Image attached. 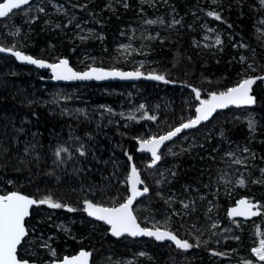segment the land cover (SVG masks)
Returning a JSON list of instances; mask_svg holds the SVG:
<instances>
[{
    "label": "trees",
    "instance_id": "1",
    "mask_svg": "<svg viewBox=\"0 0 264 264\" xmlns=\"http://www.w3.org/2000/svg\"><path fill=\"white\" fill-rule=\"evenodd\" d=\"M52 1L69 13L53 12L48 5L51 21L47 24L42 15L29 19L33 12L27 17L21 9L16 10L12 18L22 25V33L8 34L1 28L7 19H0V45L45 60L66 58L77 70L90 66L133 69L115 46L121 27L137 17L140 9L139 14L144 12L155 24L163 25L165 36L150 42V62L139 70L164 75L168 83L54 84L46 81L47 70L20 65L0 54V193L20 191L36 200L50 195L54 201L75 209L36 205L26 227L33 228L34 236L39 232L45 238L50 235L48 245L56 255L50 254L49 247H39L30 233L19 246L18 257L43 262L85 249L91 253L93 264H123L113 258L117 254L126 259L136 256L138 261L130 264H220L227 259L263 264L249 253V247L264 237V210L259 221L249 224L237 223L225 213L240 196L264 206V80L257 79L252 86L256 96L252 108L221 111L211 121L178 136L165 146L154 167H148V156L136 153L137 140L161 135L194 114L198 101L193 87L204 99L211 92L235 86L244 74L248 78L264 77V35L255 30L262 8L255 0H220L216 5L208 0H162L155 8L139 0H113L112 7L107 6L108 0ZM209 12L221 18L217 20ZM200 23L217 32L211 48L198 49L191 43V28ZM77 25L90 31L75 34ZM217 38L220 44H216ZM241 53L251 67L239 61ZM58 86L75 91L73 97L59 100ZM141 104L145 105L143 109ZM247 110L256 115L253 134L234 116ZM146 115L157 119H147ZM186 134H196L202 141L188 145L181 139ZM236 145H243L245 153L261 155L250 166L256 183L250 190L237 187L229 195L216 189L212 196L214 179L223 168L220 166L229 160L221 156L222 151ZM81 146L83 156L78 151ZM59 147L68 149L61 153L63 162L55 156ZM129 156L149 189L133 207L139 212V223L147 225L140 212L164 220L160 227L194 247L181 250L148 238L114 239L105 225L86 217L81 210L85 199L106 206L124 201ZM195 190L211 197L209 212L219 217L217 227L195 232L192 223L197 215V222L202 221V205L194 213L190 208L186 213H171L172 198L177 207L183 200L189 207L197 203Z\"/></svg>",
    "mask_w": 264,
    "mask_h": 264
},
{
    "label": "snow or ice",
    "instance_id": "2",
    "mask_svg": "<svg viewBox=\"0 0 264 264\" xmlns=\"http://www.w3.org/2000/svg\"><path fill=\"white\" fill-rule=\"evenodd\" d=\"M264 4V0H261ZM30 0H3L0 2V18L9 17L13 14L14 10L20 9L24 5H29ZM127 6V5H125ZM43 12L44 9H39ZM209 16H215L217 20L221 17L213 12L208 13ZM156 21H147V23H155ZM179 21H173V24H178ZM59 27V25H57ZM79 27V25H77ZM83 39V37H82ZM219 38L216 39V44H220ZM9 53L14 56L18 61L26 62L31 65H35L38 68L51 69L52 78L57 81H71V80H104L108 78H120V79H136L144 76L145 74L139 70L132 72H124L118 70L105 71L103 68L90 67L87 71L78 72L74 71L70 66L67 59H60L56 63H46L41 59L33 58L31 55H26L14 48H5L0 46V53ZM143 65H141L142 67ZM251 67V65L249 66ZM145 78L163 81L168 83L164 75L149 73ZM264 80V77L256 78H244L241 79L235 86L227 88L225 91L211 92L207 99H201L200 91L193 87L192 91L195 93L196 100L199 101L198 106L195 108L194 118L188 119L186 122H182L178 127L173 128L166 134L159 136H151L146 139H139V150L151 154V162L148 167H154L161 159L159 150L166 141L172 140L184 129H191L199 125L202 121H207L213 113L218 109H225L229 106H248L255 103V98L251 95L252 86L256 83V80ZM145 105L141 104L140 109H143ZM134 119V117H129ZM147 119L155 121L156 116H145ZM250 128L254 127V122H249ZM27 151V150H26ZM81 156L85 155V152L78 149ZM68 152L67 148L59 147L55 152L57 160H61V153ZM231 155V154H229ZM128 159L131 161L132 157ZM235 163H241L240 160H236ZM264 172V169L261 170ZM159 183V181H158ZM127 184L129 186V195L124 199L122 203L113 204L112 206H104L102 202H92L85 199L83 201V211L87 213L89 217H93L98 221H103L110 226L111 235L115 237H121L128 235L131 237L148 236L154 237L157 241L169 240L172 241L178 249L188 250L194 247L193 244L187 240L179 239L172 231L153 225L152 229L147 227H141L137 222V217L133 214L132 206L133 202L140 196L148 193V187H144L140 190L137 186L143 184L140 173L132 164L130 172L127 175ZM239 184L243 185L244 180H239ZM33 205H47L52 209H59L67 207V205L54 201L52 197L45 196L42 199L36 200L29 196L20 194L13 191L4 195H0V264H28L27 261L18 259V246L21 245L22 240L28 235L25 221L30 215V208ZM187 208L188 205L184 204ZM257 208V205L248 200H240L237 202V206L231 208L228 212L229 217H252L258 215V211L253 209ZM68 211H74L75 209L67 207ZM213 227L218 225L213 224ZM198 246V245H197ZM44 247H49L50 254L56 255L55 250H52L49 245L45 244ZM253 255L260 261L264 262V239H260L259 246L252 248ZM214 255H223L222 253H213ZM90 253L88 251L81 250L77 255L71 257L65 256L58 264H89ZM52 264H57L53 261ZM244 264H252L251 261H245Z\"/></svg>",
    "mask_w": 264,
    "mask_h": 264
},
{
    "label": "rangeland",
    "instance_id": "3",
    "mask_svg": "<svg viewBox=\"0 0 264 264\" xmlns=\"http://www.w3.org/2000/svg\"><path fill=\"white\" fill-rule=\"evenodd\" d=\"M161 1L162 0H139V2L141 4H146L150 8H152V7L155 8L157 6V3L161 2ZM208 1L213 5L220 3V0H208ZM255 1L262 8L260 10L261 12L258 15L259 24L256 25L255 30L264 35V4L261 3V0H255ZM48 5H50L52 7L53 12L55 11L57 13H65V14L69 13V11L63 5H61L57 2H54L52 0H37V1L32 2L31 4L21 8V14L28 17L30 15V13L33 12L32 18H31V16H29V19H34V17L36 16L35 14L42 15L43 17H46L45 23L49 24L51 19L48 16L49 12L47 11V8H46V7H48ZM112 5H113V0H108L107 6L112 7ZM41 8L44 9L43 12L39 11V9H41ZM35 9H37V11H35ZM139 11H140V9H138V11L136 13L137 17H135L131 20L129 19L127 21V23L121 27V30L119 31V37L117 39V43L115 46V48L118 50L121 57L124 58L125 60H128L130 65L132 66V68L135 70H139L141 65H145V64L150 62V60L148 58V52H149L150 47H151L150 42H152L155 39L162 40L165 36L162 24L147 23V21H149L150 18H147L146 14H144V12L142 15L139 14ZM12 15L14 16V14H10L9 17H6L7 22L5 21L6 23L2 24L1 28H3L4 31H6L8 34H10L12 36H17V35L22 33V25L13 21ZM153 19H155V18H153ZM152 21H154V20H152ZM57 25L58 24H55V26H57ZM85 31H90V30L89 29L85 30L83 28V26H80L78 31H76L75 34L83 33ZM191 31L193 32V34L191 35V39H190L191 43L193 44L194 47H196L198 49H200V48H211L213 45V41H214L215 37H217V32L214 31V28H210L209 26H207L206 23H200L197 25V27L193 26V28H191ZM240 47L242 49L244 48L243 45H240ZM238 58H239V61L241 63H245L247 61V57L244 53H241L238 56ZM60 59L61 58L53 59V60H49V61L58 62ZM83 59H93V58L92 57H84ZM247 65L249 67L250 62H248ZM243 72L246 73L245 69H243ZM244 78H248L247 75L244 74L239 79V81L241 79H244ZM215 92H220V91H215ZM73 93H75V91L67 90V89H65V87L58 86L56 88V95H57L58 99L61 101L71 99L73 97ZM204 99H207V98H204ZM99 109H100V111H104L103 107H101ZM192 116H194V114L193 115H191V114L187 115L185 117L184 121L190 119ZM234 116L240 118L243 122H245L247 125V128L250 130L251 134H253V132L255 131V128H256V115L253 111H249V110H247L245 112L238 111L235 113ZM250 121L254 122L253 128H250V126H249ZM181 139L186 141V143H188V145H194V144L202 141V138H200V136L198 137V135H196V134L192 135V136H188L186 134V135H183L181 137ZM243 149H244L243 145H240V146L236 145V146H233L228 151H222L221 156L227 157L229 160L226 161L225 165L220 166L223 168L221 170L219 169V173L214 179L215 190H213V192L210 193V195H212V196L215 195L216 189L221 190L223 194L227 193V195L231 194L237 187H245L248 190H250L251 185L256 183L255 176H253L251 174L252 172L250 170V166L252 165V162H254L255 160L261 159V155L258 156V154L256 152H251V151H248L245 153L243 151ZM229 154H231V155H229ZM236 160H240L241 163H235ZM241 179L244 180L243 185L239 184V180H241ZM126 184H127V182H126ZM144 184L146 185L145 182H144ZM196 197L198 200L197 203L191 204L190 207L188 206L187 208L184 207V204H187V201H184V200L179 201L180 206L177 207V206H174L173 203L175 200H174V198H172L171 213L172 214H178L181 212L186 213L185 211H187V209H189V208H190L189 210L194 213V212L200 210V208H202V206H203L204 212H203L202 221L197 222V219L199 218V216L197 215L196 221H194L192 223V227L195 229V232H198V231L202 232L203 230H205L207 228L208 229L214 228L212 226L213 224L219 225V223H220L219 217L212 215L209 212L212 208L211 197L207 193L200 192V191H198L196 193ZM136 206L137 207L138 206L143 207L142 204H137ZM261 207H262V210H264V206H261ZM81 210L83 211V205H82ZM43 213H45V212H43ZM84 214H85V212H84ZM140 214H143V218L147 219V225L145 227L153 228V225L160 227L159 223L161 224L164 221V220L162 221L161 219H157L154 216H150L147 213L140 212ZM135 215L138 219L139 212L137 213L135 211ZM225 215H226V213H225ZM259 220H260V217L254 219V220H251V221H246V222H243L241 220H234V221L237 223L240 222V223H248L249 224L252 222H257ZM142 226H144V225H142ZM160 228H162V227H160ZM163 229H167V228H163ZM27 230L29 231L28 235H30V233H32V240H38L39 247H44L45 244L48 245L50 235L47 238H45V237H43V234L41 232H39L37 235L35 234V236H34L33 235L34 230L32 227L27 226ZM107 232H108V228H107ZM197 237H199V234ZM261 239H264V237ZM259 241H260V239H258L257 241H253L249 247V253L257 261H259V260L253 255L252 248L258 247ZM236 255H239V254H236ZM114 257L118 262L123 263V264L136 263L138 261L136 256L132 257L130 259H128V258L126 259L125 255L117 254L116 256H113V258ZM54 260H57V259L46 258V259H44L43 262H39V263H50ZM262 263L264 264V262H262ZM220 264H240V263L238 262V260H235V259H227V260H222L220 262Z\"/></svg>",
    "mask_w": 264,
    "mask_h": 264
},
{
    "label": "water",
    "instance_id": "4",
    "mask_svg": "<svg viewBox=\"0 0 264 264\" xmlns=\"http://www.w3.org/2000/svg\"><path fill=\"white\" fill-rule=\"evenodd\" d=\"M0 2H3V0H0ZM31 2H32V0H30V3H31ZM25 6H27V5H24V6H22L21 8H23V7H25ZM21 8H20V9H21ZM16 10H19V9H16ZM16 10H14V11H16ZM0 19H4V18H0ZM0 46H2V45H0ZM3 47H4V46H3ZM5 48H6V47H5ZM14 50H15V49H14ZM19 51H20V50H19ZM21 52H23V51H21ZM23 53H24V52H23ZM0 54H3V55H6V56H10V57H12V58H13L17 63H19L20 65H23V66H31V67H33V68H35V69H45V70H47V71H48V78L46 79V81L51 82V83H54V84L66 85V84H70V83L72 84V83H86V82H94V83H97V84H103V83H108V82H121V83H129V84H132V83H137V82H140V81H146V82L155 81V82H159V81H156V80H151V79H147V78H145L149 73H144V74H145L144 76H142V77H140V78H136V79L108 78V79H104V80L90 79V80L57 81V80H54V79L52 78L51 69H48V68H38V67L35 66V65H31V64H28V63H26V62L18 61L14 56H12V55H10L9 53H6V52H5V53H0ZM24 54H26V55H30V54H27V53H24ZM31 56H32V55H31ZM32 57H33V58H36V59H41V58H37V57H35V56H32ZM61 59H66V58H61ZM41 60L45 61L46 63H56V62H52V61L45 60V59H41ZM69 66H70L74 71H78V72H84V71H87L90 67L103 68L105 71H111V70H113V69L118 70V71H124V72H132V71H136L135 69L107 68V67H101V66H90V67L85 68V69H82V70H77V69H75L70 63H69ZM139 71H140V70H139ZM141 72H142V71H141ZM142 73H143V72H142ZM232 87H233V86H232ZM217 93H219V92H217ZM250 94L253 95V97L255 98V103H256V96H255V94L253 93V90H252V89H251V93H250ZM255 103L252 104V105H248V106H239V107H238V106H229L228 108H225V109H218L215 113H213V115H212L207 121H202L199 125H197V126L194 127V128H191V129H184V130H182L180 133H178L177 136L173 137L172 140H170V141H166L165 144L161 146V149L159 150V154L163 151V149L165 148V146H166L167 144L172 143L173 141H175V140L178 138V136H180V135H182V134H185V133H187V132H189V131H193V130H195L197 127H199L200 125L205 124V123L211 121L217 113H219V112H221V111H224V110L232 109V108H237V109H241V108H252V107L255 105ZM198 104H199V101H198L197 105L195 106V108L198 106ZM195 108H194V116H195V114H196V113H195ZM194 116H192L191 118H194ZM191 118H190V119H191ZM186 121H187V120H186ZM186 121H184V122H186ZM180 124H181V123H180ZM180 124L176 125L175 127H178ZM175 127H174V128H175ZM172 129H173V128H172ZM172 129H171V130H172ZM169 131H170V130H169ZM167 132H168V131H167ZM167 132H165V133H163V134H166ZM163 134H161V135H163ZM158 136H159V135H158ZM136 153H137L138 155H146V156H148V157L151 159V154H150V153L142 152V151L139 150V143H138V140L136 141ZM132 164H135V163H134L133 161L130 162L127 175H128L129 172H130V168H131ZM135 166L137 167V169H138V171H139V173H140L141 179H142V181H143V177H142V174H141V172H140L139 167H138L136 164H135ZM126 185H127V191H128L127 196H128V195L130 194V193H129V190H128L129 186H128V184H126ZM145 186H146V185L144 184V181H143V184H140V185H138L137 187H138L140 190H142ZM146 187H147V186H146ZM12 192H13V191H12ZM16 192H19L20 194H23V195L29 196V195H27V194H25V193H23V192H20V191H16ZM8 193H9V192H8ZM4 194H7V193H0V195H4ZM146 195H147V193L144 194L143 196L138 197V198L133 202L132 210H133V214H134V215H135V212H134V209H133L134 205L136 204L137 201L141 200V199L144 198ZM127 196H126V197H127ZM29 197L35 199V198L32 197V196H29ZM240 200H248V201H251L253 204L257 205V208H255V209H253V210H254V211H258L259 214L256 215V216L247 217V218H245V217H241V216H237V217H229V216H228V212H229V210H230L231 208L236 207V206H237V202L240 201ZM94 203H95V202H94ZM121 203H122V202H121ZM82 205H83V208H84V203H82ZM35 206H36V205H33V206L30 208V215L26 218V220L30 218V216H31V212H32V210H33V208H34ZM104 206H105V205H104ZM84 212H85V211H84ZM261 212H262V207H261L259 201H252V200H249L248 197H246V196H240V197H238V198L235 200V202H234L232 205H230V206L227 208L226 215H227V217H228L229 219H233V220H241V221H243V222H246V221H250V220H252V219H256V218H258V217L261 215ZM85 215H86L87 218H89V219H91V220H93V221H96V222H100V223H102L103 225H105V226L108 228V234H109L112 238H114V239H119V238H122V237H129V238H131V239L148 238V239H150V240L155 241L156 243H167V244H170V245H172L173 247L177 248V247L175 246V244H174L172 241H169V240L157 241V240H155L154 237H148V236L131 237V236H128V235H123V236H121V237H115V236H112V235H111V231H110V226H109V225L105 224L103 221H98V220H96V219L93 218V217H89V216L87 215L86 212H85ZM135 216H136V215H135ZM25 222H26V221H25ZM137 222L139 223L138 219H137ZM139 224H140V223H139ZM25 225H26V224H25ZM140 226H141V227H145V226H142L141 224H140ZM147 228H149V227H147ZM26 229H27V227H26ZM149 229H152V228H149ZM161 230H164V229L161 228ZM167 230H168V229H167ZM173 233H174V232H173ZM174 234H175V233H174ZM177 236H178V235H177ZM178 238L181 239L179 236H178ZM24 239H25V238H24ZM182 240H183V239H182ZM22 242H23V240H22ZM22 242H21V243H22ZM18 248H19V246H18ZM17 250H18V249H17ZM81 250L88 251V250H85V249H79V250H78L77 252H75L74 254H71V255H64L61 259H59V260H54V261H56L57 264H58V262H59L60 260H62L65 256L71 257V256H73V255H77ZM88 252H89V251H88ZM89 253H90V252H89ZM90 254H91V253H90ZM18 259H20V258L18 257ZM20 260H22V261H27L28 264H52V262H53V261H52V262H50V263H39V262H35V261H29V260H26V259H20ZM89 264H93V263L91 262V255H90V257H89Z\"/></svg>",
    "mask_w": 264,
    "mask_h": 264
},
{
    "label": "bare ground",
    "instance_id": "5",
    "mask_svg": "<svg viewBox=\"0 0 264 264\" xmlns=\"http://www.w3.org/2000/svg\"><path fill=\"white\" fill-rule=\"evenodd\" d=\"M232 220V219H231Z\"/></svg>",
    "mask_w": 264,
    "mask_h": 264
}]
</instances>
